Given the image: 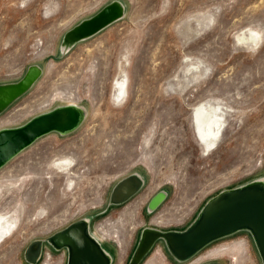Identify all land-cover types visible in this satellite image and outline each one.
<instances>
[{
  "label": "rangeland",
  "instance_id": "obj_1",
  "mask_svg": "<svg viewBox=\"0 0 264 264\" xmlns=\"http://www.w3.org/2000/svg\"><path fill=\"white\" fill-rule=\"evenodd\" d=\"M111 1L0 0V84L42 69L0 113V129L70 102L86 113L75 131L48 133L0 168V264H31L35 241V264H66L67 249L48 237L81 219L111 264H127L144 228L183 230L220 191L264 178V0H119L122 18L62 50L65 32ZM199 104L224 118L209 146L195 131ZM132 174L143 185L111 203ZM157 256V264H261L247 230L185 261L159 239L139 264Z\"/></svg>",
  "mask_w": 264,
  "mask_h": 264
},
{
  "label": "water",
  "instance_id": "obj_2",
  "mask_svg": "<svg viewBox=\"0 0 264 264\" xmlns=\"http://www.w3.org/2000/svg\"><path fill=\"white\" fill-rule=\"evenodd\" d=\"M125 6L119 0H112L92 16L81 20L65 32L62 50L89 38L124 15ZM72 44L64 48V39ZM39 65H31L16 82L0 84V113L26 93L42 71ZM83 108V107H82ZM73 104L56 106L32 116L23 124L0 129V168L14 156L31 145L38 138L57 132L61 135L75 131L85 118L84 110ZM143 185L138 174H132L118 181L111 191L110 200L120 204L132 197ZM161 199L155 203L156 197ZM166 197L163 191L149 200L148 211H153ZM240 230H247L252 236L261 264H264V182L253 180L241 186L220 191L206 201L195 219L183 230H159L146 227L127 264H139L154 243L162 239L177 261H185L202 248L221 237ZM55 249H67L66 264H111V255L89 230L87 219L74 221L48 237ZM39 247V256L33 261L28 252ZM41 241H35L26 251L27 260L35 264L40 258Z\"/></svg>",
  "mask_w": 264,
  "mask_h": 264
},
{
  "label": "bare ground",
  "instance_id": "obj_3",
  "mask_svg": "<svg viewBox=\"0 0 264 264\" xmlns=\"http://www.w3.org/2000/svg\"><path fill=\"white\" fill-rule=\"evenodd\" d=\"M251 36L253 37L254 35H251ZM72 43H73L72 39H70L69 37H66L64 39V48L68 47ZM76 43H78V42H76ZM76 43H74L71 46V48ZM38 67L41 69L40 66H38ZM41 71H42V69H41ZM70 104H73V105L80 107L75 102H70ZM84 114L86 115L85 110H84ZM192 117H193V121H194L195 126H196L195 131L198 134L199 140L207 146L216 143V140H217L218 136L220 135V130H221L222 126L224 125V118H223L222 114L219 113L217 111V109L210 110V109L205 108V106L203 104H199V105L195 106V108L193 109ZM50 156H51L50 154H47L45 164L48 161V159L50 158ZM62 160L66 163L67 161L70 160V157H62ZM62 166H63V164L58 165L59 169H62V171L67 170V167L61 168ZM262 180L264 182V178ZM161 197H162L161 195L156 197L155 203L158 202L161 199ZM164 200H165V198L162 200V202ZM162 202L155 209H157L162 204ZM3 224H4V218H3V216L0 215V233H1L0 235H2V231L3 230L6 231L5 229L7 228V226L5 224L3 226ZM39 250H40L39 247L35 248L34 250H31L30 252H28V257L34 261L39 256ZM157 259H159V256H157L156 258L152 257L145 264H157L158 263Z\"/></svg>",
  "mask_w": 264,
  "mask_h": 264
}]
</instances>
